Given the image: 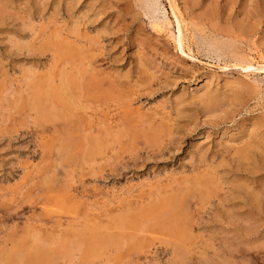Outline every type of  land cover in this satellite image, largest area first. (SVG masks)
Instances as JSON below:
<instances>
[{
    "label": "rangeland",
    "instance_id": "obj_1",
    "mask_svg": "<svg viewBox=\"0 0 264 264\" xmlns=\"http://www.w3.org/2000/svg\"><path fill=\"white\" fill-rule=\"evenodd\" d=\"M263 66L264 0H0V264H264Z\"/></svg>",
    "mask_w": 264,
    "mask_h": 264
},
{
    "label": "bare ground",
    "instance_id": "obj_2",
    "mask_svg": "<svg viewBox=\"0 0 264 264\" xmlns=\"http://www.w3.org/2000/svg\"><path fill=\"white\" fill-rule=\"evenodd\" d=\"M178 46H179V48H180V50L182 51V52H184V40H183V32H182V28H181V25H178ZM75 42V41H74ZM72 44V43H71ZM79 48V47H78ZM263 62V61H262ZM249 65V64H248ZM252 65V64H251ZM250 66V65H249ZM248 66V69H250L251 67H249ZM261 68V67H260ZM263 69H264V66H263ZM246 70V69H245ZM65 83V82H64ZM71 85H75V82L73 81V80H71L70 82H69ZM77 87V86H76ZM49 91H47V92H45L46 94H50V93H48ZM53 95V94H52ZM43 98V97H42ZM41 97H40V101H41V99H42ZM53 99V98H52ZM71 99V98H70ZM38 103V102H37ZM38 105V104H37ZM50 108V107H49ZM65 127V126H64ZM175 201V200H174ZM183 207V206H182ZM178 220V219H177ZM114 239V238H113ZM41 253V252H40ZM36 255V254H35ZM27 260V259H26ZM36 263V262H35Z\"/></svg>",
    "mask_w": 264,
    "mask_h": 264
}]
</instances>
